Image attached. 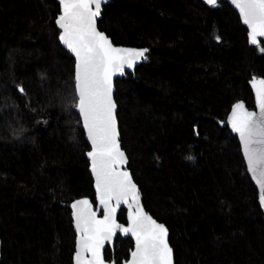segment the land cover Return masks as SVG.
I'll return each mask as SVG.
<instances>
[{
    "label": "trees",
    "instance_id": "16d2710c",
    "mask_svg": "<svg viewBox=\"0 0 264 264\" xmlns=\"http://www.w3.org/2000/svg\"><path fill=\"white\" fill-rule=\"evenodd\" d=\"M59 12L56 0H0V264H73L71 204L96 202ZM98 25L116 44L148 48L116 80L117 117L175 264H264V208L226 122L235 102L255 106L249 80L264 77V41L249 44L225 0H111ZM132 249L118 235L105 257L122 264Z\"/></svg>",
    "mask_w": 264,
    "mask_h": 264
},
{
    "label": "snow or ice",
    "instance_id": "6c2138e0",
    "mask_svg": "<svg viewBox=\"0 0 264 264\" xmlns=\"http://www.w3.org/2000/svg\"><path fill=\"white\" fill-rule=\"evenodd\" d=\"M107 0H62L63 15L58 19L64 35L61 39L78 57L77 87L79 89V108L88 127V134L95 146L88 153L92 158V167L96 172L97 187L101 191V203L108 204V215L96 220L94 213L84 210L77 212V227L82 233L81 250L91 251L93 261L89 264H103L100 247L103 240L110 239L116 228V209L109 201L116 198L117 206L123 199L127 203L130 197L137 202V211L132 214L131 227L124 228L136 238V251L132 255V264H172V249L167 242V229L156 223L143 212L139 205V193L127 171L120 172L114 167L117 163H126L120 151L118 133L114 116L115 104L111 98L112 76L122 72L124 65L133 67L144 51L113 47L103 33L96 30L95 19L100 15L101 6ZM215 5L217 0H207ZM246 24L251 25L252 41L264 36V0H233ZM94 6V10H93ZM264 85V80L258 82ZM260 96L261 118L254 119L255 113L240 110L242 103L234 106L232 126L244 141L248 164L253 174H259L264 186V88L258 89ZM259 145L253 148L252 144ZM88 205V201H78L77 205ZM80 253H77L79 260Z\"/></svg>",
    "mask_w": 264,
    "mask_h": 264
},
{
    "label": "water",
    "instance_id": "95a60500",
    "mask_svg": "<svg viewBox=\"0 0 264 264\" xmlns=\"http://www.w3.org/2000/svg\"><path fill=\"white\" fill-rule=\"evenodd\" d=\"M56 1L60 5V12H59V14H58V16L56 18V24H57V26H58V28L60 30L59 40H60V43L63 46V48L67 52H69L70 55L75 60V63H74V74H75V88H76V95H77L76 110H77L78 114L80 115L82 126H83L84 132H85V138H86V140H87V142H88V144L90 146V149L87 151L86 156H87V159H88V162H89V172L91 173V176H92V179H93V185H94V189H95V200H96V202L94 203L89 197L85 196V197H80V198L75 199L72 202V204H71L73 226H74V231L76 233V246H75V253H74V256H73V264H89L90 261H93V255H92L91 251L81 250V238H82V236L85 235V233H82L80 228L77 227V221H76L77 212L79 210H84L87 213H94L96 220H103L104 217L106 215H108V204L101 203V191H100V188L97 187L96 172L93 170V167H92V158L88 155V153L94 151L95 146L93 145L91 137L88 134V127H87V125H86V123L84 121L83 113H82V111L79 108V89L77 87V80H76L77 65L79 63V60H78V57L76 56L75 52L71 48H69L68 45L61 39V37L64 35V29L60 27V25L58 23V19H59V17L61 15H63L64 9H63L62 0H56ZM202 1L206 5H211V4H209L207 2V0H202ZM225 1H227L234 8V10L238 13V15L240 17L242 24L247 28L249 44L251 46H256L261 41H264V36H259L258 35L256 37V41L257 42L253 43L252 35H251V33H252L251 25L246 24L244 22L243 14L240 12L239 8L233 2V0H225ZM109 2H111V0H107V2L103 3L102 6H101L100 15L98 17H96V19H95L96 30L98 32H100V33H103L106 37H108L109 40L111 41V44H112L113 47L122 48V49H134V50H138V51L146 50V51H144V55L135 61L133 67H128L127 65H124L123 71L122 72H115L113 74V76H112V81H111V83H112L111 98H112V101L115 104L114 116H115V122H116V130H117V133H118L117 139H118L120 151L123 152L124 157L126 158V163H123V164L117 163L114 167L116 168L117 171H120V172L127 171L128 173H130L131 180L136 185V188H137L138 193H139V186L136 183V181L134 180V177H133V174H132L131 170L128 168V164H129L128 155L125 152V150L122 148V145H121L119 121H118V117H117L118 105H117V102H116V99H115V92H116V80L119 79V78L127 77L128 73H134L136 68H137V66L139 64H141L143 59L146 57V54L148 52V48L147 47L116 44V43L113 42L112 38L105 31H103V30H101L99 28L98 21H99V19L102 18V13H103L104 6L107 5ZM217 2H218V0H217ZM93 10H94V6H93ZM262 80H264V77L263 76H257V75H253L250 78V80H249V85H250V87L252 89V92L254 94V102H255L254 108H249L243 100L237 101V102H235L232 105V107H231V109H230V111H229V113L227 115L226 122L229 125V128L231 129V131L235 135H237V137H238V140L240 142L241 152H242V155H243L246 167H247V171H248L253 183L255 184V186H256V188L258 190L259 202L261 203L262 207L264 208V186H262L261 183H260L259 174L258 173L257 174H253V172L251 171V168H250V166L248 164L247 153H246L245 148H244V141L241 138L240 134L238 132H236L235 129L233 128V126H232L233 111L235 110L234 106L236 104H238V103H242L243 106H244V108L242 110H240V114H242L244 111H247V112L255 113L254 119L258 120V119L261 118L260 96L258 94V89L264 88V85H260L258 82L262 81ZM252 147L253 148H258L260 146L255 144V143H253ZM84 200L88 201V205L87 206L79 204V205H77V207H73V205L77 204L78 201H84ZM109 204L111 205V207H114L116 209V211L114 213L115 221H116V223L118 225H120V227L116 228L114 230V232L111 235L110 239H105L102 242V245L100 247V256H101V258L103 260V264H115L113 261H110V260L106 259L105 250H106V248L108 246H110L111 248L114 247L115 239L117 238L118 235L123 237V238L130 237L133 240V249L131 250L128 259L124 260L123 263H122V264H132V259L133 258H132L131 254L134 251H136V238H135V236L132 233H125L123 231V229L131 227V225H132L131 217H132V214L137 211V202L133 201L129 197L128 200H127V203H125L124 200L122 199L121 202L119 203V205L117 206L116 198L113 197L112 200L109 201ZM139 205L142 207L143 212L145 214L150 216L154 221H156V223L162 224L168 230V228H167L165 223L159 221L150 212L147 211V209L145 208L140 196H139ZM122 208H124L127 211V214H126L127 222L126 223L121 222L118 219V213H119V211ZM167 242H168L169 247L172 249V264H175L174 250H173V248H172V246L170 244V241H169V231H167ZM78 252L80 253L79 260H77V253ZM1 256H2V240L0 238V259H1Z\"/></svg>",
    "mask_w": 264,
    "mask_h": 264
}]
</instances>
